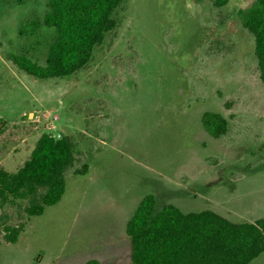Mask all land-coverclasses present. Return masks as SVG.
<instances>
[{
    "label": "rangeland",
    "instance_id": "obj_1",
    "mask_svg": "<svg viewBox=\"0 0 264 264\" xmlns=\"http://www.w3.org/2000/svg\"><path fill=\"white\" fill-rule=\"evenodd\" d=\"M214 2L126 0L89 65L52 79L8 60L45 0L0 2V168L17 172L44 133L71 138L78 167L88 166L67 175L61 202L16 244L5 228L27 218L0 206V264H131L126 227L148 195L156 212L171 204L235 223L264 218V86L254 37L236 17L255 0ZM208 112L230 121L220 140L203 126Z\"/></svg>",
    "mask_w": 264,
    "mask_h": 264
},
{
    "label": "trees",
    "instance_id": "obj_2",
    "mask_svg": "<svg viewBox=\"0 0 264 264\" xmlns=\"http://www.w3.org/2000/svg\"><path fill=\"white\" fill-rule=\"evenodd\" d=\"M37 0H0L9 6H25ZM229 0H215L221 9ZM126 0H45L43 14L34 12L19 28V54L8 56L21 71L38 78L74 75L92 61L94 51L108 33L118 27L116 10ZM242 28L255 40V61L264 86V0L236 13ZM205 130L216 140L230 130L222 114L203 115ZM71 138L44 133L30 158L15 173L0 168V206L16 208L18 225L5 228L7 243L16 244L34 217L61 202L67 190V175L88 173L77 165ZM126 233L131 264H251L264 253V218L235 223L211 211L185 213L175 205L156 212V197L143 198L129 219ZM84 264H102L90 260Z\"/></svg>",
    "mask_w": 264,
    "mask_h": 264
}]
</instances>
